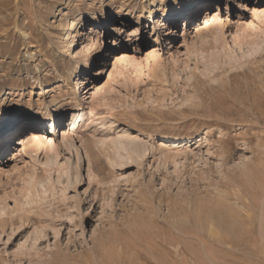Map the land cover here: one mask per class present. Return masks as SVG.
<instances>
[{
  "label": "rangeland",
  "instance_id": "obj_1",
  "mask_svg": "<svg viewBox=\"0 0 264 264\" xmlns=\"http://www.w3.org/2000/svg\"><path fill=\"white\" fill-rule=\"evenodd\" d=\"M262 2L0 0V126L18 116L0 153V264H264ZM187 6L195 20L167 21L141 63L152 25ZM46 94L55 131L14 144ZM208 208L250 225L252 249L220 244L197 220Z\"/></svg>",
  "mask_w": 264,
  "mask_h": 264
},
{
  "label": "bare ground",
  "instance_id": "obj_2",
  "mask_svg": "<svg viewBox=\"0 0 264 264\" xmlns=\"http://www.w3.org/2000/svg\"><path fill=\"white\" fill-rule=\"evenodd\" d=\"M235 1V2H234ZM260 0H253V4H255L256 2H258ZM229 2H231L233 5H240L241 8H245V0H239V2H237V0H229ZM199 3V2H197ZM231 4V6H232ZM152 5V4H151ZM262 6V8H264V2H262L261 4H259V6ZM260 6V7H261ZM247 7V6H246ZM251 10H254V8H250ZM196 10H194V8H192V6H187V7H183V9L180 11V12H177V11H174L172 12L169 16H166L165 14L162 15L161 17V20H159V23L158 25H152V29L150 31V36H152L151 39H149L148 41L149 42H152V43H147L146 45H143L140 49H139V55H138V59L141 63H144V64H147L148 63V59H149V53L152 52L153 50H155V42H156V39H158V35H159V32L161 31L160 29H163V30H166V28L169 26V24L172 22V24L178 19L181 20L182 23V28H185L186 29V24H187V21L192 18L193 14ZM150 12V11H149ZM199 12L202 14V18H201V24L200 26L201 27H204L205 29H207V26L210 24L209 23V16L207 15V12L206 11H202L201 8L199 9ZM261 14V13H260ZM197 14L195 15V17H193V20H195ZM255 16H257V14H255ZM261 16V15H259ZM263 16V15H262ZM167 17V18H166ZM213 18V17H212ZM216 19V18H215ZM220 20V19H219ZM218 18H217V21H219ZM167 21H169V24L166 25ZM186 22V23H185ZM75 25V22L74 20H71L69 22V29H72ZM196 30V28H195ZM197 31V30H196ZM199 33V32H198ZM199 36V35H198ZM200 40V38H199ZM201 42V41H200ZM117 57H120V59L125 62V65H130V60L127 59V57L123 54H112L111 56H109V59L112 60L114 58V61L115 62V59H117ZM122 57V58H121ZM130 57V56H129ZM122 62V61H121ZM133 62V61H132ZM123 64V63H122ZM133 65V64H132ZM113 66V65H112ZM122 67V66H121ZM124 68V67H122ZM112 70V68H111ZM115 71V70H114ZM112 72V73H115V72ZM117 71V70H116ZM118 72V71H117ZM116 72V73H117ZM77 88L80 90V87L79 86V83L76 84ZM43 90V89H42ZM98 90V89H97ZM96 88L93 87L92 91L93 92H97ZM91 91V92H92ZM43 92H49V90H45ZM92 92V94H93ZM48 95H43L41 97V101L39 103L38 106H30L28 109H26L25 111H23L21 113V116L24 117V120L25 121V124L23 127H20L19 130L17 131V133H23V135H20V137L18 138V141L17 142H14V144H17L19 146H21L22 148H25L26 146L27 147H31L32 144H34L36 147L39 145V141L37 140V137H36V134L38 135V129L40 128H43L44 125H47L49 128H51V130L49 131V134L53 133L55 131V122H56V108H57V105L59 104L60 100H57L54 95L51 96V98L48 100L46 99ZM77 99V98H76ZM74 99V100H76ZM92 102V101H91ZM93 103V102H92ZM73 104V103H72ZM75 104V103H74ZM95 105V104H94ZM63 109V108H62ZM91 112V110H89ZM80 112H75V114H71L70 116V121L71 123H76L78 120V116H79ZM63 115V114H61ZM95 115V114H94ZM86 116V115H85ZM22 118V117H21ZM82 118V117H81ZM84 120H86V118H84ZM17 122H18V116H11V117H6L5 120L1 123L2 125L0 126V153L2 151V148L6 145V143L8 144L9 140H8V137H9V134L11 133V130L17 125ZM89 122V121H88ZM79 127V126H78ZM16 133V134H17ZM13 139H16L13 138ZM37 142H36V141ZM35 141V142H33ZM12 144V143H10ZM66 144V143H65ZM20 147V148H21ZM26 149V148H25ZM35 149V148H34ZM248 204V203H247ZM246 204V205H247ZM230 205V204H229ZM244 205V204H243ZM257 205V204H256ZM262 207H263V204H261ZM225 206V205H224ZM232 206V204L230 205ZM260 206V205H259ZM201 207V206H200ZM216 207V206H215ZM226 207V206H225ZM224 207V209H225ZM244 207V206H243ZM249 208V207H248ZM261 208V207H260ZM223 209V210H224ZM228 209V207H227ZM229 210V209H228ZM232 210V209H231ZM234 211V210H233ZM231 211V212H233ZM206 214L203 215L202 217L200 216L199 218L197 217V220L202 222L203 221H209L208 223H210L211 226H215L216 228H220L218 230H222L223 234L221 235L220 238H218L219 240H217L220 244H224L225 245H230V244H235V245H238V246H242V247H245L247 249H252L250 248V241L249 240L251 237V234H252V230H250L251 228H249L248 226L250 225H245L247 226V228H245V230H243L242 235H240L239 233H237L236 231V226L237 224L234 223L233 220L229 219L231 217H227L225 215L222 214L223 211H219L218 209H214V208H208L206 209ZM224 213V212H223ZM226 213V212H225ZM234 213V212H233ZM261 213L263 214V208L261 210ZM260 213V215H261ZM228 214V213H227ZM231 214V213H230ZM229 214V215H230ZM234 214H238V213H234ZM233 214V215H234ZM243 215V214H242ZM231 216V215H230ZM244 216V215H243ZM252 216V215H251ZM238 217V216H237ZM247 217H248V214H247ZM260 217V216H259ZM234 218V217H232ZM252 218V217H251ZM261 218H263V216H261ZM210 219V220H209ZM249 219V218H248ZM196 220V219H195ZM215 220V221H214ZM247 220V219H246ZM259 219H257L258 221ZM237 221V220H236ZM244 221V220H243ZM197 222V221H196ZM240 222V221H239ZM238 222V223H239ZM249 222V221H248ZM263 222V221H262ZM253 223V222H252ZM261 224V222H259ZM258 223V224H259ZM264 223V222H263ZM198 224V223H197ZM201 224V223H200ZM207 224V223H206ZM213 224V225H212ZM244 224V223H243ZM259 224V226H260ZM199 225V224H198ZM242 225V223H241ZM256 225V224H255ZM263 225V224H261ZM207 226V225H206ZM208 225L207 229H206V232L209 236V239L210 237H212L213 239L215 238L214 237V231L217 232V229L215 227H211ZM258 226V225H257ZM239 227V226H238ZM261 227V226H260ZM198 228V227H196ZM205 228V227H204ZM203 228V231L205 230ZM243 227H241L242 229ZM259 228V227H258ZM200 229V228H199ZM214 229V230H213ZM216 229V230H215ZM255 229V228H254ZM260 229V228H259ZM258 229V230H259ZM240 230V229H239ZM263 231V230H262ZM182 232V231H181ZM196 232V231H195ZM264 232V231H263ZM201 233V232H200ZM219 233L217 232L216 235H219ZM205 234V233H204ZM245 234H246V237H245ZM257 234V233H256ZM261 234V233H260ZM194 235V234H193ZM202 235V234H201ZM253 235V234H252ZM263 235V234H262ZM190 236V235H189ZM199 240H200V243L202 242V245L205 247V244L206 242L203 240L204 238H201V237H198ZM256 238V237H255ZM216 239V238H215ZM257 239H260L257 237ZM211 241V239H210ZM257 241V240H256ZM263 241V240H262ZM261 242V241H260ZM215 243V242H214ZM208 244V243H207ZM217 244V243H216ZM257 245V242L255 243ZM201 245V246H202ZM210 245V244H209ZM215 244H213L214 246ZM253 245V244H252ZM264 245V244H263ZM202 246V247H203ZM221 246V245H220ZM231 246V245H230ZM201 247V248H202ZM209 247V246H207ZM226 247V246H225ZM258 247V246H256ZM200 248V247H199ZM220 248V247H218ZM223 249V248H221ZM226 249H228L226 247ZM256 249V248H255ZM254 250V249H253ZM201 251V250H200ZM223 251V250H222ZM220 251V252H222ZM225 251V250H224ZM223 251V252H224ZM258 251H260L258 249ZM252 252V251H251ZM256 252V251H255ZM205 253V252H204ZM259 253V252H257ZM192 254V253H191ZM202 254V252L200 253ZM222 253H220L219 255H221ZM193 255V254H192ZM258 255V254H257ZM263 255V254H261ZM200 256V255H199ZM205 256V255H204ZM233 256V255H232ZM192 257V256H191ZM202 257V255H201ZM231 257V256H230ZM203 258V257H202ZM205 258V257H204ZM207 258V257H206ZM205 258V259H206ZM221 258V257H220ZM255 258V257H254ZM209 259V258H208ZM244 259V258H242ZM213 261V260H211ZM221 261V260H220ZM187 262V261H186ZM224 262V261H222Z\"/></svg>",
  "mask_w": 264,
  "mask_h": 264
}]
</instances>
